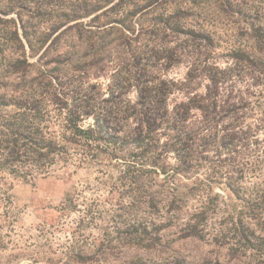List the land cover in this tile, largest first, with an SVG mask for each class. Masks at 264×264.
Wrapping results in <instances>:
<instances>
[{"label": "rangeland", "instance_id": "374dc122", "mask_svg": "<svg viewBox=\"0 0 264 264\" xmlns=\"http://www.w3.org/2000/svg\"><path fill=\"white\" fill-rule=\"evenodd\" d=\"M117 1L0 0V95L30 84L43 87L45 76L54 69L67 72L63 81L74 85L98 49L109 51L110 59L99 64L103 67L98 78L86 81L104 89L107 77L123 65L117 59L123 44L131 40L149 44L143 59L153 74L181 80L193 48L185 51L187 59L149 57L186 40L187 30H202L210 37L213 52L207 57L219 69L233 67L227 55L238 47L248 50L247 24L264 26V0H155L129 24L122 22L124 11L111 9ZM226 1L231 9L225 7ZM179 3L185 9L184 33L176 36L152 25L160 13ZM28 39L37 51L29 50ZM259 82L251 86L249 79L237 76L227 82L245 93L249 107L243 111V127L252 134L243 156L224 152L219 159L230 169H245L241 185L245 196L264 184V77ZM208 158L216 159L213 151ZM131 160L75 163L29 182L6 176L0 191V264H264V232L229 230V213L242 210L244 202L226 197L222 187L213 186L212 194L223 199L203 233L194 237L180 232L182 221L169 223L133 210L122 194L134 188L129 183L133 172L146 166L130 168ZM167 161L172 164V157ZM202 172L199 169L196 176ZM188 184L180 179V185ZM197 206V199H189L184 211L190 213ZM251 222L246 219L245 226L256 228Z\"/></svg>", "mask_w": 264, "mask_h": 264}, {"label": "trees", "instance_id": "16d2710c", "mask_svg": "<svg viewBox=\"0 0 264 264\" xmlns=\"http://www.w3.org/2000/svg\"><path fill=\"white\" fill-rule=\"evenodd\" d=\"M154 1L118 0L111 9L124 11L122 22L129 24L132 16ZM226 3L231 9V3ZM181 4L160 13L152 25L176 36L184 33ZM247 30L248 50L238 47L227 55L233 67L219 69L207 57L213 52L210 37L202 30H187L186 40L149 57L187 59L185 51L193 48L194 56L187 60L189 68L181 80L153 74L143 59L149 44L131 40L123 44L117 58L123 65L107 77L104 89L86 81L98 78L102 63L110 59L109 51L98 49L74 85L63 81L67 72L54 69L45 76L43 87L30 84L1 94V101L9 99L0 104V191L6 176L29 182L57 167L129 157L130 168L146 166L133 172L129 183L134 188L122 194L136 212L164 217L169 223L182 221L180 232L197 236L223 199L212 194L215 185L223 188L226 197L244 202L242 210L229 213V230L264 232V184L245 196L241 192L245 169H230L229 163L219 159L224 152L243 156L252 134L243 127V111L249 107L245 93L227 84L237 76L255 86L264 77V26L248 23ZM28 48L38 50L29 39ZM210 151L215 160L208 158ZM170 157L172 164L167 161ZM199 169L202 176H196ZM180 179L189 184L180 185ZM189 199H197L199 206L187 213ZM246 219L256 228L246 227Z\"/></svg>", "mask_w": 264, "mask_h": 264}]
</instances>
